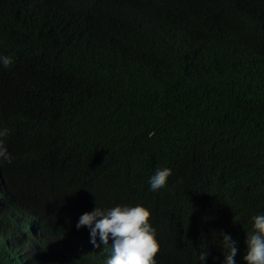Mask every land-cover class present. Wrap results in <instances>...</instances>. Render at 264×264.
I'll list each match as a JSON object with an SVG mask.
<instances>
[{
  "label": "trees",
  "instance_id": "obj_1",
  "mask_svg": "<svg viewBox=\"0 0 264 264\" xmlns=\"http://www.w3.org/2000/svg\"><path fill=\"white\" fill-rule=\"evenodd\" d=\"M0 55V245L140 201L158 264H224L218 233L264 215V0H0Z\"/></svg>",
  "mask_w": 264,
  "mask_h": 264
},
{
  "label": "clouds",
  "instance_id": "obj_2",
  "mask_svg": "<svg viewBox=\"0 0 264 264\" xmlns=\"http://www.w3.org/2000/svg\"><path fill=\"white\" fill-rule=\"evenodd\" d=\"M12 64L11 57L0 55V65L8 68ZM7 135V129H0V163L11 164L12 157L4 141ZM171 175L170 168H158L150 178L151 190L159 191L165 187ZM126 205L107 211L97 207L83 214L76 225L77 229L86 226L80 241L70 237V232H60L55 229L56 226L45 224L34 215L31 222H26L29 236L10 225L9 241H13L0 245V264H42L44 260L49 264H60L61 257L70 263L82 264H158L156 256L160 245L150 224V210L140 201ZM0 210L5 213L7 221H17L12 208ZM218 234L223 236L224 256L221 253L218 257L213 246L211 251L217 259L224 260V264H264V215H251L246 221L234 222L230 233L222 230ZM29 248L37 250L34 256ZM207 255L202 253L201 261ZM236 257L238 259L235 260ZM176 258L174 263L160 264H185L179 257Z\"/></svg>",
  "mask_w": 264,
  "mask_h": 264
},
{
  "label": "bare ground",
  "instance_id": "obj_3",
  "mask_svg": "<svg viewBox=\"0 0 264 264\" xmlns=\"http://www.w3.org/2000/svg\"><path fill=\"white\" fill-rule=\"evenodd\" d=\"M29 251L32 253V255L34 256V254L36 253V249L35 248H29Z\"/></svg>",
  "mask_w": 264,
  "mask_h": 264
}]
</instances>
